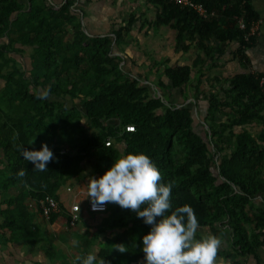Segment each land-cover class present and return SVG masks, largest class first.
<instances>
[{"label": "trees", "instance_id": "1", "mask_svg": "<svg viewBox=\"0 0 264 264\" xmlns=\"http://www.w3.org/2000/svg\"><path fill=\"white\" fill-rule=\"evenodd\" d=\"M73 1L60 0L53 9L46 0H0V245L38 241L33 216L45 196L58 203L47 221L65 213L67 222L73 193L86 188L84 162L92 163L96 176L117 155L143 151L157 165L161 181L172 184V208L190 205L198 228L220 240L227 230V247H219L216 255L229 264H245L240 257H254L264 245V207L259 205L264 203V74L246 70L216 77L223 85L217 91L200 86L205 61L213 55L207 44L212 39L236 42L233 54L246 68L244 52L253 35H245L258 18L250 1L194 0L214 11L202 17L167 0H149L161 7L153 24L173 22L177 40L193 42L204 56L183 65L155 61L161 97L123 73L119 58L112 55L114 45L126 40L134 16L113 30L112 43V36L86 35ZM240 20L244 29L238 27ZM187 86L205 101L202 123H193L191 106L166 102L176 92L183 101ZM43 90L48 94L41 99ZM126 125L133 129L125 130ZM41 141L54 159L37 171L22 159L19 146L39 148ZM19 169L23 176L16 174ZM66 187L70 191L65 194ZM78 202V222L98 239V260L144 264L140 238L150 226L142 218L109 202L102 212L88 211L83 194ZM92 240L84 242L85 254Z\"/></svg>", "mask_w": 264, "mask_h": 264}, {"label": "crops", "instance_id": "2", "mask_svg": "<svg viewBox=\"0 0 264 264\" xmlns=\"http://www.w3.org/2000/svg\"><path fill=\"white\" fill-rule=\"evenodd\" d=\"M58 1L60 0H46V3L53 9H57L62 3L58 4ZM249 1L258 18L253 43L244 52L247 60L246 68L233 54L238 46L236 42H218L212 39L207 44L212 47L213 55L211 59L205 61L200 90L207 91L210 86H213L212 90L217 91L223 85L216 80V77L227 78L246 70L255 74H264V0ZM71 7L79 15L81 28L89 37H113V30L123 25L131 15L134 16L135 20L126 40L119 45H114L112 55L119 58V67L123 73L138 78L140 83L149 85L156 96H158L157 92L161 96L163 93L156 85L157 77L152 67L155 61H163L167 65H183L191 64L198 55L204 58L202 51L193 42L177 40L173 22L163 25L153 24L161 7L149 0H90L89 2L74 0ZM185 44H188L186 49L183 48ZM196 75L197 69L194 68L191 72L192 84L195 82ZM195 95L197 93L187 86V96L183 101L180 93L176 92L173 98H166V102L191 106L193 123L199 124L203 122L206 106L205 101ZM91 164L90 161L83 164L81 179L84 184L89 175L93 176ZM2 169L0 165V170ZM17 191L18 189H14V192ZM67 192L65 189L64 193ZM1 200L0 194V202ZM26 202L28 210L32 212L34 210L32 202L28 199ZM259 205L264 207L263 202H259ZM32 231L38 241L31 245L22 240L1 243L0 264H70L74 256L85 254L84 242L93 239L92 230L85 228L80 222L74 226H68L65 213H59L52 222L47 221L40 214H35ZM207 233L208 230L205 227L197 229V235ZM223 233L220 248L227 247L230 240L227 230ZM73 241L77 243L73 245ZM97 242L98 239L94 238L88 245L87 251L95 249L97 253L99 249ZM240 260L245 264H264V245L256 249L254 257L243 254ZM215 264H229V262L216 255Z\"/></svg>", "mask_w": 264, "mask_h": 264}, {"label": "clouds", "instance_id": "3", "mask_svg": "<svg viewBox=\"0 0 264 264\" xmlns=\"http://www.w3.org/2000/svg\"><path fill=\"white\" fill-rule=\"evenodd\" d=\"M47 94L43 90L39 96L43 99ZM19 153L37 171L45 170L46 162L54 159L51 148L43 141L39 148L20 145ZM16 174L23 176L24 170L19 169ZM84 185L93 210L102 209L105 202L116 203L134 211L150 226L140 238L144 264H215L220 238L212 233L197 235L198 220L190 205L172 208L169 199L172 184L161 181L157 165L143 151L117 155L101 174L89 175ZM76 243L73 241V245ZM70 264H105V261L98 260L93 249L74 256Z\"/></svg>", "mask_w": 264, "mask_h": 264}, {"label": "built area", "instance_id": "4", "mask_svg": "<svg viewBox=\"0 0 264 264\" xmlns=\"http://www.w3.org/2000/svg\"><path fill=\"white\" fill-rule=\"evenodd\" d=\"M170 2H173L181 7H187L192 10H194L198 15L202 17H207L209 15H213L214 11L208 10L201 2H196L194 0H167ZM238 27L241 29L245 28V24L242 20L238 21ZM257 28L256 22H252L251 25L248 28V31L246 32L245 37L248 38V36H251L255 33V30ZM132 125H126L125 130H132ZM105 144H109V141H106ZM67 191H70V187H66ZM86 189L84 190H78V192L73 193V199L69 205V209L67 212V225L68 226H74L80 219V213H79V202H78V196L80 194H83L85 196ZM86 200V210L91 212H102L106 209L107 202H105L102 209L93 210L89 199L85 196ZM40 205V216L47 219L50 217V215L54 212L58 211V203L57 201L51 197V196H45L44 198L39 200Z\"/></svg>", "mask_w": 264, "mask_h": 264}, {"label": "rangeland", "instance_id": "5", "mask_svg": "<svg viewBox=\"0 0 264 264\" xmlns=\"http://www.w3.org/2000/svg\"><path fill=\"white\" fill-rule=\"evenodd\" d=\"M26 54H24V56H25ZM196 126V125H195ZM195 130H197L198 132H200V130L198 129V128H195ZM34 143V142H33Z\"/></svg>", "mask_w": 264, "mask_h": 264}, {"label": "water", "instance_id": "6", "mask_svg": "<svg viewBox=\"0 0 264 264\" xmlns=\"http://www.w3.org/2000/svg\"><path fill=\"white\" fill-rule=\"evenodd\" d=\"M112 43H114V40L112 41ZM157 95H158L159 97H161V94H159L158 92H157Z\"/></svg>", "mask_w": 264, "mask_h": 264}]
</instances>
